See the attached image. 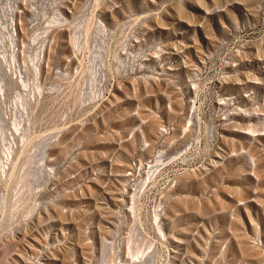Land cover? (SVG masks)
<instances>
[{"label": "rangeland", "instance_id": "rangeland-1", "mask_svg": "<svg viewBox=\"0 0 264 264\" xmlns=\"http://www.w3.org/2000/svg\"><path fill=\"white\" fill-rule=\"evenodd\" d=\"M0 264H264V0H0Z\"/></svg>", "mask_w": 264, "mask_h": 264}]
</instances>
